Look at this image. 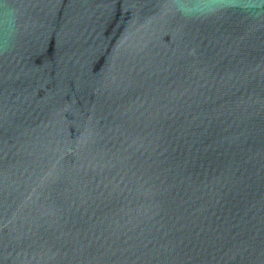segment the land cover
<instances>
[{"label": "water", "instance_id": "obj_1", "mask_svg": "<svg viewBox=\"0 0 264 264\" xmlns=\"http://www.w3.org/2000/svg\"><path fill=\"white\" fill-rule=\"evenodd\" d=\"M0 264H264V0H0Z\"/></svg>", "mask_w": 264, "mask_h": 264}]
</instances>
